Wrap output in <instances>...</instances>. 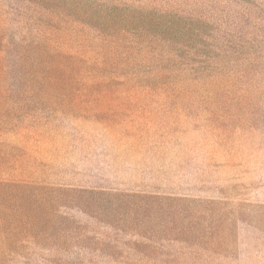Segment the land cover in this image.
I'll return each instance as SVG.
<instances>
[{
    "label": "rangeland",
    "instance_id": "rangeland-1",
    "mask_svg": "<svg viewBox=\"0 0 264 264\" xmlns=\"http://www.w3.org/2000/svg\"><path fill=\"white\" fill-rule=\"evenodd\" d=\"M0 35L75 58L1 75L0 264H264V0H0Z\"/></svg>",
    "mask_w": 264,
    "mask_h": 264
},
{
    "label": "trees",
    "instance_id": "trees-1",
    "mask_svg": "<svg viewBox=\"0 0 264 264\" xmlns=\"http://www.w3.org/2000/svg\"><path fill=\"white\" fill-rule=\"evenodd\" d=\"M30 1V0H29ZM41 4L50 5L56 0H31ZM49 1V2H48ZM51 1V2H50ZM5 35H0V96L6 92L1 84V76L6 70L10 69L12 74V80L17 83L30 84L36 87L40 84L46 86H61L67 85L70 81V70L74 65L75 58L68 54H63L60 50H52L49 46H39L31 44H17L15 48H12L10 52L8 46L3 44ZM124 37L119 36L116 39H123ZM128 41H132V46L135 51H137L141 46L140 44H135L131 37ZM124 45L122 42H117L111 46H101V50L104 51L105 59L110 60L111 63H117L122 60L120 54V47ZM12 56V64L9 63L7 57ZM125 60H128L125 58ZM169 63L166 64V69H168ZM163 76V75H162ZM11 77V75H10ZM164 78V76H163ZM157 80H162L159 77ZM31 86H24L31 91L33 88ZM44 88V87H43ZM19 189L17 191H21Z\"/></svg>",
    "mask_w": 264,
    "mask_h": 264
}]
</instances>
